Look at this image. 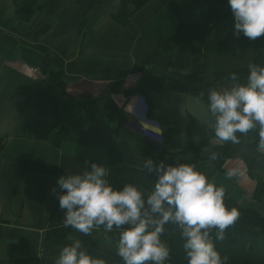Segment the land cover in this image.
Masks as SVG:
<instances>
[{
	"label": "crops",
	"instance_id": "0c3cea01",
	"mask_svg": "<svg viewBox=\"0 0 264 264\" xmlns=\"http://www.w3.org/2000/svg\"><path fill=\"white\" fill-rule=\"evenodd\" d=\"M120 2L36 0L25 20L18 18L14 0H0V264H54L60 248L79 239L50 238L47 231L50 222L64 226L57 194L65 190L57 177L91 162L106 166L107 141L116 124L102 111L101 98L123 107L129 132L145 129L159 136L172 129L179 150L190 118L208 128L213 123L207 103L190 92L207 97L209 89L227 85L218 75L235 72L243 82L249 63L264 64V48L239 46L244 35L234 34L231 15L209 35L234 50L231 55L192 56L182 45L153 70L136 71L156 50L158 34L167 42L179 21L192 26L205 18L211 1L148 0L126 25L114 20ZM23 10V16L30 13ZM155 85L164 90H145ZM219 145L212 139L195 165L224 186L226 199L264 217V202L252 198L255 182L239 155L227 159L221 171L206 159ZM228 169L238 175L227 178ZM90 239L95 246L83 244L89 254L123 264L116 255L115 229H93Z\"/></svg>",
	"mask_w": 264,
	"mask_h": 264
},
{
	"label": "clouds",
	"instance_id": "9594fccd",
	"mask_svg": "<svg viewBox=\"0 0 264 264\" xmlns=\"http://www.w3.org/2000/svg\"><path fill=\"white\" fill-rule=\"evenodd\" d=\"M233 16L234 34L250 40L264 35V0H227ZM241 82L237 73L227 85L209 89L207 109L218 142L239 143L237 133L258 129L257 148L264 150V64L249 63ZM201 93L200 96H203ZM216 154H210L215 159ZM140 169L155 173L150 190L134 183L119 188L108 180V167L91 162L80 172L57 177L65 191L57 194L62 222L83 235L102 227L118 233L116 255L123 264H170V249L162 235L175 225L182 241L186 264H226L215 246L225 229L240 216L236 207L224 203L225 188L210 180L195 164H168L143 158ZM145 175V174H144ZM236 169L225 172L227 178ZM214 230V233H213ZM54 264H107L88 253L80 239L60 248Z\"/></svg>",
	"mask_w": 264,
	"mask_h": 264
},
{
	"label": "trees",
	"instance_id": "16d2710c",
	"mask_svg": "<svg viewBox=\"0 0 264 264\" xmlns=\"http://www.w3.org/2000/svg\"><path fill=\"white\" fill-rule=\"evenodd\" d=\"M36 0H14L17 16L20 19H29L31 8ZM148 0H121L120 10L114 17L119 25H126L132 14L141 9ZM209 12L203 19H195L192 26L179 21L175 35L167 42H163L158 34V46L151 54L148 61L136 68L142 72L153 68L170 54L175 48L187 45L190 47L192 56L202 53L218 54L229 56L234 50L210 40L209 35L212 29L232 15L227 0H210ZM131 6V8H128ZM27 7L30 13L23 16L24 8ZM241 47L264 48L262 36L250 40L243 37L239 43ZM141 72V71H140ZM228 74L218 75L219 80H227ZM164 90L163 86L155 85L145 90ZM144 90V91H145ZM200 97L207 103L204 92H190ZM103 101L102 111L112 118L116 126L112 130V137L107 141L108 180L116 188L124 183H134L145 190H150L152 181L155 180V173H149L140 169V159L151 157L154 154V161L164 160L168 164L191 163L196 164L201 160L200 153L204 148L209 147L210 141L215 138L213 129L208 128L194 118H190L186 127V141L181 149H176L175 133L172 129H166L159 135V141L141 136L140 133L129 132L124 128L125 115L123 107H119L110 97L101 98ZM258 129H252L245 134L237 133L239 143L221 142V145L214 147L206 159L211 161L217 170L221 171L224 162L232 157H239L246 166L248 177L255 182L252 198L255 201L264 202V150L257 148ZM120 136V138H119ZM216 139V138H215ZM244 141V142H243ZM243 146L244 151L238 147ZM215 153V159H210V154ZM186 155L190 159H180ZM145 174V175H144ZM151 179V180H150ZM228 207H236L240 216L236 222L225 229L224 239L216 241L215 246L221 256H227L226 264H264V217L245 209L240 208L235 202L224 199ZM54 215L52 212L51 216ZM166 231L162 239L170 249V264H186L182 241L175 225H166ZM214 233V230H213ZM50 238H64L70 235L78 237L86 246H95L89 235H83L71 227H54L53 222L49 224Z\"/></svg>",
	"mask_w": 264,
	"mask_h": 264
},
{
	"label": "built area",
	"instance_id": "2783aa9c",
	"mask_svg": "<svg viewBox=\"0 0 264 264\" xmlns=\"http://www.w3.org/2000/svg\"><path fill=\"white\" fill-rule=\"evenodd\" d=\"M137 131H138V133H141V134H143L144 136H146V137H148L150 139H154V141H157V142L159 141V136L158 135H153V134H151L149 132H146L145 129H138Z\"/></svg>",
	"mask_w": 264,
	"mask_h": 264
}]
</instances>
